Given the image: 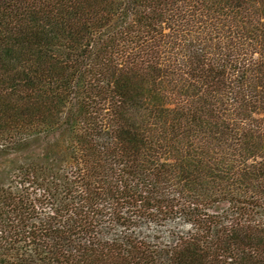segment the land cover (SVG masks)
Segmentation results:
<instances>
[{"label":"trees","instance_id":"1","mask_svg":"<svg viewBox=\"0 0 264 264\" xmlns=\"http://www.w3.org/2000/svg\"><path fill=\"white\" fill-rule=\"evenodd\" d=\"M0 264H264V0H0Z\"/></svg>","mask_w":264,"mask_h":264}]
</instances>
